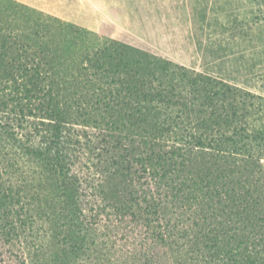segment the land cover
<instances>
[{"label": "trees", "instance_id": "16d2710c", "mask_svg": "<svg viewBox=\"0 0 264 264\" xmlns=\"http://www.w3.org/2000/svg\"><path fill=\"white\" fill-rule=\"evenodd\" d=\"M118 237L121 264H264V97L0 0V248L70 264Z\"/></svg>", "mask_w": 264, "mask_h": 264}, {"label": "rangeland", "instance_id": "374dc122", "mask_svg": "<svg viewBox=\"0 0 264 264\" xmlns=\"http://www.w3.org/2000/svg\"><path fill=\"white\" fill-rule=\"evenodd\" d=\"M16 1L264 97V0ZM76 150L106 152L99 147ZM28 202L38 206L35 199ZM38 211L27 232L30 247H41L52 234L53 218L46 212L36 215ZM118 239L104 251H86L84 245L81 257L70 264H121L117 254L125 259L134 246ZM21 246L0 248V264H23ZM24 251L30 264L28 249Z\"/></svg>", "mask_w": 264, "mask_h": 264}]
</instances>
